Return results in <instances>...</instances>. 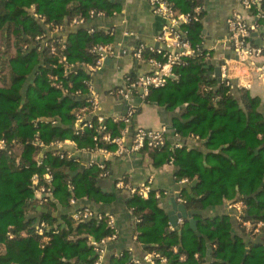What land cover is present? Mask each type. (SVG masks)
Masks as SVG:
<instances>
[{
    "label": "trees",
    "instance_id": "obj_1",
    "mask_svg": "<svg viewBox=\"0 0 264 264\" xmlns=\"http://www.w3.org/2000/svg\"><path fill=\"white\" fill-rule=\"evenodd\" d=\"M169 1L180 12L192 13L193 18L197 14L196 7L201 5L198 0ZM121 8L116 0H0V51L4 49L6 56L0 70V138H6L12 150L0 153V264H94L97 252L90 238L100 241L113 233L106 219L93 217L76 222L68 213L73 207L72 198L85 200L90 205L110 204L117 199L116 191H105L100 184L101 174L108 170V164L105 169L98 165L100 161L84 166L76 157H61L60 149L55 147H49L43 157L37 159L41 148L34 145L33 140L39 131L47 145L70 138L77 142L80 150L114 149L113 144L94 139L101 136L99 127L102 125L113 136L121 133L124 124L114 122L111 117L100 123L98 116L93 115L87 118L92 127L75 133V111L85 104L84 94L88 90L85 80L91 77L84 68L68 69L65 73L64 62H59L65 56L68 64H96L98 55L92 53L91 48L112 43L114 36L104 30L89 33L86 27L79 26L69 32L67 48L59 53L53 54L47 48L40 50L35 43L38 44V36L47 37L53 26L70 25L75 17H84L88 22L91 10L104 11L106 16L112 17ZM250 11L254 16L264 11V1ZM203 14L197 15L201 18ZM261 21L264 23V18ZM181 27L196 53L183 57L182 63L173 68L175 78L169 77L163 87L150 89L146 99L168 109L181 107V115L174 121L177 132L184 138L208 139L209 151L205 155L197 149L172 150L168 142L161 149L145 148L142 152L149 153L154 167L173 160L178 180L198 179L195 191L198 197H204L194 198L186 188L182 190L181 196L189 209H204L239 192L244 217L255 222L264 220L261 99L246 88L236 91L232 82L230 85L226 81L219 83L210 75L214 67L205 59L202 20L192 19ZM168 53L167 49L161 54L147 49L144 56L164 62ZM52 74L60 76L64 87L72 92L80 89L84 96L64 95L62 89L52 85ZM17 144L19 147H15ZM47 170L53 176V199L47 206L56 210L61 204L65 225L58 224L53 214L37 209L44 205L36 191L46 184L43 175ZM36 174L40 176L37 185L33 182ZM252 194L254 196H248ZM127 205L140 219L136 231L144 250L167 256L164 264H203L207 250L205 239L195 233L187 219L181 229L171 230L169 215L161 206L156 190H151L148 197L132 195ZM99 213L105 214L104 211ZM198 219V229L213 243L211 264H264L262 240L245 243L233 238L228 219L217 221L201 216ZM41 222L46 225L44 234L38 232ZM46 236L49 240H45ZM175 245L179 247L178 253L173 251ZM246 248L248 253L244 259ZM180 254L187 256L185 261L179 259ZM132 255L128 251L109 255L107 264H135L130 261Z\"/></svg>",
    "mask_w": 264,
    "mask_h": 264
},
{
    "label": "crops",
    "instance_id": "obj_2",
    "mask_svg": "<svg viewBox=\"0 0 264 264\" xmlns=\"http://www.w3.org/2000/svg\"><path fill=\"white\" fill-rule=\"evenodd\" d=\"M116 1L122 5L120 12H115L112 17L106 16L98 19H90L88 22L80 25V27H86L89 33H93L97 30H104L109 35L114 36V41L112 43L118 51L119 56L107 57L104 60L103 66L96 71L92 77L90 76L100 96L102 103L101 110L109 117L122 116L127 112L128 107L125 100L121 99L120 96H116V90L124 85V76H131L135 79L141 75L152 72V67L148 62L138 60L134 57L133 54L136 47L143 43L156 49L163 48L169 51L167 47L168 41L164 40L162 37L164 27L167 25V20L154 12L148 0ZM198 1L201 5L197 6L196 9L198 7L200 9L198 12L195 9V12L197 14L204 13L203 17L199 18V20H202L204 27L202 43L207 49L206 53L208 54L205 55V59L209 60V64L213 65V70L220 64L221 69L223 64L228 66L229 74L232 78L231 82L233 83L232 87H234L236 91L242 88L237 82L238 77H245L247 82L251 83V87L246 89H248L253 96H257L261 99L262 103L260 110L264 113V84L258 80L257 73L252 71L250 66L241 64L237 61L233 45L229 41L231 35L229 19L233 17L235 12H238L248 25L255 26L252 34L247 39L248 45L255 47L264 46V23L261 21L263 18L252 15L250 9L240 7L239 0ZM33 10L34 7H32V12H34ZM74 29H76V27L71 24L64 26L63 33L61 34L67 39L69 32ZM111 31H114L113 34ZM253 33H255V35H253ZM35 45L37 46V43H35ZM35 45L33 44L32 48H34ZM4 51V49L0 51V57H2L0 59V70L2 69V64L6 57ZM256 62L257 64H264V56L257 57ZM212 71L210 75L216 78ZM1 74L2 73H0V86L2 85ZM223 81L224 79H222V82ZM141 94V90L133 93V103L138 107V112L134 120L136 121V125L144 126L149 129H165L167 138L165 145L169 142V147L172 150L185 149L189 151L197 149L207 155L209 150L207 149L206 142L208 139L201 140L191 136L184 138L180 136L174 127V121L181 115V107L168 109L165 106L159 105L157 102L148 101L146 99L147 96L144 98ZM67 140L73 139L68 138ZM15 147H19V144ZM65 147L74 154V157L80 159L84 166L89 165L91 161L102 160H106L108 164L107 173L101 176L100 184L105 191H116L118 195L117 199L110 204L91 203V205H89L85 200H78L77 202V205H87L94 210L112 214L116 219L118 238L108 243L104 264H107L108 256L112 254L128 251L132 252V256L134 257H141L145 251L141 247L140 242H138L135 216L131 208L127 205V200L132 195L127 189H118L116 187V183L119 180L125 179V181L130 183L133 187H141L144 184L150 183L151 189L156 190V196L161 197V206L167 213L173 209L170 198L172 196L181 197L184 188H186L194 198H202L205 196L198 197L196 194L195 186L198 183V179L195 178L193 181L189 180L187 177L179 180L177 179V166L173 163V160L165 163L161 167H154L152 158L147 152L140 151L118 157L114 155H103L99 152L90 154L82 150L79 151L76 146L69 143L65 144ZM222 148L223 147L220 149ZM47 149L41 151L37 159H39V156L43 157V153ZM218 151L219 150H214V152ZM184 179H188V182H182ZM236 188L238 189V186ZM36 196L38 197L37 194ZM235 198H237V200L233 202ZM241 199L242 196L238 192L236 196L223 197L222 201L216 204L211 203L204 209L191 208L200 211L193 215V218L197 220V227L199 224L198 216L204 219L217 221L228 219L231 223L233 238L237 237L242 239L245 243L250 240H262L264 242V230L258 236L250 234L239 221L236 210L230 207V205L234 203L243 204ZM178 201L183 202L179 200V198ZM75 205L68 210V213L73 211ZM41 206L53 210L52 207L47 205ZM62 214H64L63 208ZM181 226L182 225H180L179 228L176 227L174 230L181 229ZM204 235L207 236V234ZM210 243L211 245L213 244L211 240ZM246 250L244 259L248 253V248H246ZM212 261V253L211 257H209L206 250V255L203 256V264H211Z\"/></svg>",
    "mask_w": 264,
    "mask_h": 264
},
{
    "label": "built area",
    "instance_id": "obj_3",
    "mask_svg": "<svg viewBox=\"0 0 264 264\" xmlns=\"http://www.w3.org/2000/svg\"><path fill=\"white\" fill-rule=\"evenodd\" d=\"M155 13L161 15L167 20V25L164 27L163 38L168 41L167 47L169 48V53L167 54L166 61H161L158 58L154 57H145L144 51L150 49L151 51H157V53H162L163 48H154L147 46L146 44L141 43L138 45L134 51V57L138 60H143L148 62L152 67V72L149 74L141 75L135 79L131 76H124V85L119 87L116 90V96H120L121 99L125 100L127 104V112L122 116H113L111 117L115 122H122L124 128L121 130V133L117 136H113L111 133L106 131V126L102 125L99 127L101 136H96L94 139L105 141L109 144L114 145V149H108L104 147H98L95 150L82 149V151L89 152L90 154L99 152L103 155H114V156H126L132 153L140 152L143 149H161L166 143L165 129H149L144 126L134 124L135 116L138 112V107L133 103V93L141 90L142 97H146L150 89L163 87L168 78L175 74L173 68L175 65L181 64L183 57L192 56L196 53L191 42L185 36V31L182 29V24H188L192 22V19L198 20L199 17L196 14L193 18L192 13L180 12L172 6V3L169 0H148ZM264 0H239V6L244 9H252L257 4H261ZM199 7L196 11H199ZM256 16L264 18V11H259ZM106 17L104 11H95L91 10L89 13L90 19H98ZM86 22L84 17H75L71 25L79 27L80 25ZM229 27L231 35L229 38L230 43L233 45L237 61L241 64L248 65L251 67L252 71L257 73L258 80L264 84V64H257L256 58L264 56V46L255 47L248 46L247 39L252 34V31L255 26L248 25L242 18V16L235 12L233 17L229 19ZM63 26L56 25L53 26L52 30L49 32L48 36H38V48L43 50L45 48L53 54L59 53L67 48V39L61 33H63ZM114 31H111L113 34ZM92 53L98 55L96 64H68L66 57L63 56L59 62H64L65 64V73L67 70H73L74 66H82L92 77L93 74L98 71L104 63V60L107 57H118L119 53L114 47L113 43L106 44H97L94 45L91 50ZM205 55H208L207 53ZM52 85L56 88L62 89L64 95H83L82 90L77 89L76 91H70L69 88L63 86V82L60 80L58 74H52L50 76ZM222 79L226 81L227 84H231V77L229 74V68L225 64L222 65ZM238 84L241 87L249 88L251 83L247 82L245 77H238ZM88 90L85 97L86 101L81 107L75 111V122L74 129L76 134L82 133L87 127H92V124L89 123L87 118H90L93 115L98 116L100 123H103L109 116L102 112V103L98 91L96 90L92 78L85 80ZM83 95V96H84ZM54 122V121H53ZM134 124L133 134L130 135L129 126ZM73 144L78 148V144L75 140H57L50 145L45 144V142L40 138L39 131L36 132L33 144L40 147L41 151L49 147H55L60 149V156L72 158L74 154L65 147V144ZM6 150L9 153L12 150L9 147V142L6 138H0V153L1 151ZM80 151V148H78ZM1 157V155H0ZM42 158L39 156V159ZM95 161H91L89 165L93 164ZM41 163V161H39ZM100 168H106V160H102L98 164ZM107 170L105 169L101 176L106 175ZM44 180L46 181L45 185L40 186L36 194L39 198L42 199L44 205L49 203V200L53 199V193L51 191V185L53 181V176L49 170L43 175ZM40 176L34 175L33 182L35 185L39 184ZM182 182H188V179H184ZM118 189H127L131 195H139L141 197H148L151 189L150 183L144 184L141 187H133L130 183L126 182L125 179H121L116 183ZM179 200L185 203V199L181 196L178 197ZM78 200L75 198L71 199L72 205H77ZM231 208L235 209L238 215L239 221L242 223L243 227L253 236L259 235L264 230V220L253 221L247 219L243 215V204L234 203L230 205ZM72 218L76 222L87 221L93 217H96L99 220L106 219L109 227L113 230V233L110 236L104 237L100 241L90 238L91 244L95 247L97 252V259L94 264H104L106 257V247L109 242L116 240L118 238V228L117 222L114 215L109 213H99V211L94 210L90 206H81L75 207L71 212ZM136 222L138 223L140 219L135 216ZM184 222L183 218L178 219V225H182ZM46 227L44 222H41L37 228L40 234H44ZM172 230L176 229V226L171 225ZM45 240H49V236L45 237ZM174 253L179 252V247L177 245L173 246ZM196 258H200L199 254H195ZM187 256L185 254H180V260L185 261ZM131 260L135 264H164L168 261L167 256L159 253L157 251H144L141 257L132 256Z\"/></svg>",
    "mask_w": 264,
    "mask_h": 264
},
{
    "label": "water",
    "instance_id": "obj_4",
    "mask_svg": "<svg viewBox=\"0 0 264 264\" xmlns=\"http://www.w3.org/2000/svg\"><path fill=\"white\" fill-rule=\"evenodd\" d=\"M253 35H255V33H253ZM158 46V45H157ZM250 46V45H248ZM80 68H84L82 66H74L72 69L73 70H77V69H80ZM85 69V68H84ZM212 73H214V75L216 76L217 80L219 83L222 82V69H221V64L218 65L213 71ZM171 77L174 78V75H172ZM25 88L28 87V84H25L24 85ZM134 124H136V121H134ZM134 124L133 125H130L129 126V132H130V135L133 134V129H134ZM77 172H75L76 174ZM248 196H254V194L252 195H248ZM178 197L179 196H172L170 198V201L171 203L173 204V209L168 211V215H169V219H170V223L173 225V226H176L177 228H179V225H178V219L179 218H183V219H187L189 220L190 222V226L196 231V234L199 236V237H204L206 242H207V254L209 257H211V253H212V245L210 243V240L209 238L202 234L199 230H198V227H197V220L195 218H193V215H195L196 213L200 212V211H197V210H193V209H189L186 205V203H183V202H179L178 201ZM237 198H235L233 200L236 201ZM90 205V204H89ZM38 210L42 211V212H48L50 214H53L57 219H58V224H63V215H62V206L61 204H58L57 205V210L56 211H53L51 209H48L46 207H43V206H38L37 207ZM247 252V250H246ZM245 252V254H246Z\"/></svg>",
    "mask_w": 264,
    "mask_h": 264
},
{
    "label": "rangeland",
    "instance_id": "obj_5",
    "mask_svg": "<svg viewBox=\"0 0 264 264\" xmlns=\"http://www.w3.org/2000/svg\"><path fill=\"white\" fill-rule=\"evenodd\" d=\"M260 234H261V233H260ZM260 234H259V235H260Z\"/></svg>",
    "mask_w": 264,
    "mask_h": 264
}]
</instances>
